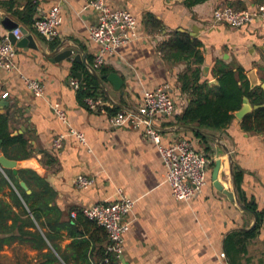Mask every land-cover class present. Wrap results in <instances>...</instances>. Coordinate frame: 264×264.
<instances>
[{
	"label": "crops",
	"instance_id": "obj_1",
	"mask_svg": "<svg viewBox=\"0 0 264 264\" xmlns=\"http://www.w3.org/2000/svg\"><path fill=\"white\" fill-rule=\"evenodd\" d=\"M86 1L0 0V15L2 10L8 11L19 21L21 37L30 33L37 44L36 48L28 43L15 45L17 69L0 68V113L10 108V134L23 135L29 144V156L16 160L17 166L26 169L24 176L34 188L37 186L27 169L42 176L54 192V202L64 211L114 200L119 188L133 199L132 209L125 216L129 226L122 235L121 264H264V131L244 129L241 118L246 113L238 118L233 112L231 120L219 129L175 121L190 100L180 91L178 81L179 73L189 67L199 68V81L207 79L209 84H216L215 70L228 65L242 71L253 87L251 71L259 82L254 86L264 92V18L240 27L213 19V9L218 5L252 8L264 0H103L112 9L126 8L135 16L136 37L106 55L102 65L106 72L94 68L99 74L117 73L122 79L120 88L106 77L103 88L95 78L107 99L131 110L139 107L145 91L167 85L176 108L173 115L154 118L160 144L166 146L184 137L208 158L205 183L188 200L171 194L158 146L143 126H113L109 113L79 102L77 88L69 83L70 78L78 79L75 71L81 73L79 82L84 69L90 71L85 62L93 66L98 49L89 37V27L96 23L97 15L85 6ZM29 3L34 19L59 5L61 19L53 39L46 40L17 16L15 11H22ZM150 19L160 27L155 28ZM173 31L188 33L199 42L201 64L165 58L158 45ZM6 33L7 28L0 24V35ZM53 41L56 44L52 46ZM60 42L59 50L71 47L85 59L78 61L71 56L50 60ZM19 73L39 79L42 95H35ZM249 102L254 105L251 99ZM55 103L63 109L65 121L54 111ZM69 128L82 132L85 143L69 134ZM60 133L65 137L55 148L53 139ZM3 174L11 187H2L0 197L10 201L11 188L20 193L5 170ZM79 176L90 177L93 182L79 186L75 182ZM61 234L55 242L64 249L72 237L64 229ZM21 247L34 261L36 250L17 240L4 244L0 256L11 262Z\"/></svg>",
	"mask_w": 264,
	"mask_h": 264
},
{
	"label": "trees",
	"instance_id": "obj_2",
	"mask_svg": "<svg viewBox=\"0 0 264 264\" xmlns=\"http://www.w3.org/2000/svg\"><path fill=\"white\" fill-rule=\"evenodd\" d=\"M10 4L8 7L12 8ZM32 9L33 6L29 3L25 9L16 10L15 13L34 30L35 19L31 14ZM148 22L155 25V28L160 27L153 19ZM55 44L56 41H53L52 46ZM198 44L199 42L191 39L188 33L173 31L158 46L169 60L175 62L188 60L194 64H201L203 57L198 50ZM102 65L96 68L106 72V67ZM73 67H78L76 61L73 62ZM83 73L84 76L76 89L79 102L87 106L85 102L87 96L107 98L95 76L88 69H84ZM215 75L217 83L209 84L207 79L199 81L198 67H189L179 73L180 91L186 92L190 100L175 116V121L182 125H194L197 128L219 129L231 120L233 112L241 106L243 97L246 96L253 104L259 106L241 118V125L246 130L264 131L262 88L250 87L246 75L240 70H233L228 65H220L215 70ZM9 109L0 113V151L8 158L21 161L30 154L29 144L23 135L10 134ZM119 109L121 107L117 104L106 107L109 114ZM195 135L201 136L198 131H195ZM4 170L20 196L11 188L10 201L0 197V249L4 244L17 240L36 250L34 261L29 259L31 264H120L119 257L107 248L109 240L105 228L84 216L79 208H75L74 217L70 215V211L74 208L62 210L54 202V192L46 180L35 170L27 169L36 188L32 187L30 180L24 176L26 169L20 165L17 166L18 176L13 173L12 168H4ZM19 180H24L31 187L30 193L21 187ZM4 186L11 187L7 177L0 172V189ZM63 229L72 237L64 249L55 242L61 239Z\"/></svg>",
	"mask_w": 264,
	"mask_h": 264
},
{
	"label": "built area",
	"instance_id": "obj_3",
	"mask_svg": "<svg viewBox=\"0 0 264 264\" xmlns=\"http://www.w3.org/2000/svg\"><path fill=\"white\" fill-rule=\"evenodd\" d=\"M85 6L91 7L97 15L96 23L89 27V37L98 45L93 58V67L96 68L104 63L107 54L136 37V19L126 8L112 9L103 0H87ZM59 13L60 7L55 4L46 13L36 17L33 23L35 32L46 40L53 39L57 34V26L61 19ZM1 18L2 14L0 15V24ZM262 18H264V1L252 8L218 5L213 9V19L216 22H226L233 27H240ZM11 32L16 39L22 36L19 24L12 28ZM15 52V44L10 41L8 33L0 35V68L7 71L17 69L13 59ZM19 74L25 85L35 95H42L43 84L39 79L28 77L23 73ZM69 83L75 88L79 87L77 78H70ZM85 102L90 109L105 113L107 112L106 107H112L115 104L113 100L102 96H87ZM175 108V101L169 94L167 85L161 84L144 92L138 108L134 110L119 109L115 113L109 114V120L113 126L117 127L123 125L143 126L145 133L158 146L166 167L165 178L171 187V194L176 199L188 200L205 183L208 158L203 152L196 150L191 142L184 137H180L166 146L160 144V132L154 118L173 115ZM53 109L58 117L65 121L64 111L57 103L53 105ZM68 133L85 143L82 132L69 128ZM63 137H65L64 133L57 135L53 139V147H59ZM75 182L79 186L87 187L93 181L90 177L79 176ZM133 203L134 200L127 197L119 188L116 199L104 200L80 208L84 216L105 228L109 240L107 248L117 257H120L122 251L123 232L129 226L125 216L131 211ZM70 215L74 217L76 210L72 209ZM261 221L264 226V214ZM221 255L224 256V253L222 252Z\"/></svg>",
	"mask_w": 264,
	"mask_h": 264
},
{
	"label": "water",
	"instance_id": "obj_4",
	"mask_svg": "<svg viewBox=\"0 0 264 264\" xmlns=\"http://www.w3.org/2000/svg\"><path fill=\"white\" fill-rule=\"evenodd\" d=\"M1 14H2L1 24L5 25V27L7 28L8 36H9V39L12 43H14L16 46H24L26 43H28V45L33 47V48L37 47V44L31 40V34L30 33L26 34L25 36H23L19 39H16V37L12 34L11 29L16 27L19 24V21L17 19H15V20L12 19L11 14L8 11L2 10ZM61 46H62V43L60 42L56 46V48L51 52V54L49 55L50 60L59 61V60H62L64 58H70L71 56L73 59H76L78 61L85 59L84 55H80V53H78V52L74 53L75 50L71 47H67L65 49L59 50ZM85 63L87 64L90 71L94 74V76L98 79V81L100 82V84L103 88H105V87H104L102 79L105 77L108 80H110L117 89L120 88L121 83H122V79H121V77H119V75L117 73L109 72L107 74H99L96 72V70L94 69L93 66H91L87 62H85ZM74 74L77 75L78 79L81 78V73H79V71H75ZM249 75H250V80H251V83H250L251 86L256 85V83H259V82H257V77L255 75H253L251 73V71H250ZM262 86L264 87V84H262ZM3 98L6 99V96H4ZM258 106H259L258 104L251 105L249 102V99L246 96H244L241 106L237 110H235L234 113L238 118H241L245 113L250 112L253 108H256ZM0 146H1V140H0ZM4 168H12L13 173L16 176H18V174H17V172H18L17 171V161L15 159L8 158L7 156H5L0 151V169H1V172H3V173H4ZM19 184L27 193L31 192V189L27 186V184L24 180H20ZM121 258H122V256H121Z\"/></svg>",
	"mask_w": 264,
	"mask_h": 264
},
{
	"label": "rangeland",
	"instance_id": "obj_5",
	"mask_svg": "<svg viewBox=\"0 0 264 264\" xmlns=\"http://www.w3.org/2000/svg\"><path fill=\"white\" fill-rule=\"evenodd\" d=\"M17 250H18V254L15 255V259L11 257V262H8L9 261L8 259L7 261H5V259L2 258V256H0V264H18L19 262L22 264H31V261L27 257L24 248L21 247Z\"/></svg>",
	"mask_w": 264,
	"mask_h": 264
}]
</instances>
